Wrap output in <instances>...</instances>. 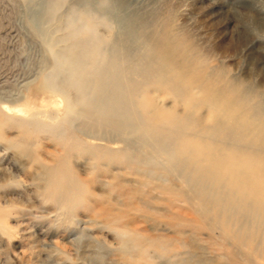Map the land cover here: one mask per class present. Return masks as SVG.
Here are the masks:
<instances>
[{
  "label": "rangeland",
  "instance_id": "rangeland-1",
  "mask_svg": "<svg viewBox=\"0 0 264 264\" xmlns=\"http://www.w3.org/2000/svg\"><path fill=\"white\" fill-rule=\"evenodd\" d=\"M157 45L264 116V0H0V264H264V220L219 210L196 161L143 128L144 94L213 124L206 105L166 92ZM62 157L76 197L47 188ZM222 219L259 231L253 244L224 235Z\"/></svg>",
  "mask_w": 264,
  "mask_h": 264
},
{
  "label": "bare ground",
  "instance_id": "bare-ground-1",
  "mask_svg": "<svg viewBox=\"0 0 264 264\" xmlns=\"http://www.w3.org/2000/svg\"><path fill=\"white\" fill-rule=\"evenodd\" d=\"M93 47L92 51L84 46L80 49L83 52L86 48L89 54L87 52L84 54L91 56L95 54L96 46ZM154 48L157 57L162 61L159 68L166 70L165 73H167L166 78H160L166 92L184 100L192 110L194 106L206 105L209 109V119L213 124L207 127L206 122L201 118L180 117L173 110L159 108L154 105L152 98L144 94L139 103L146 125H143V128L155 132L161 131L164 135L172 136L176 142L177 152L187 160L196 161L197 176L202 179L207 178V181L214 185V193L219 200L223 198V205L216 204L219 210L233 209L235 212L249 215L255 222L264 220L263 114L251 115L245 94H240V87L227 82L223 86H218L217 80L210 79L205 72L202 74L197 71L192 61L186 57L179 58L178 53L180 57L182 53L176 47L170 46L162 50L157 45ZM75 61L73 59V62ZM193 88L200 90V98L192 96ZM144 91L145 88L142 87L141 93ZM215 132L220 134V138L232 137L233 144L227 146L221 142H214V136L218 135ZM238 143H241L244 148ZM114 155L124 157L122 153H114ZM46 169L45 175L48 177L46 185L52 196L59 194L61 189L66 190L70 196L79 195V185L70 175L66 157L58 159L55 166ZM222 232L224 235L231 236L235 243L250 247L259 231L248 228L231 232L227 221L222 219ZM128 236L135 245L144 242L133 234ZM145 241L146 247H152L159 253L166 252L168 249V245L162 241L152 239ZM145 251L146 248L141 246V257ZM144 263L147 264L146 261Z\"/></svg>",
  "mask_w": 264,
  "mask_h": 264
}]
</instances>
